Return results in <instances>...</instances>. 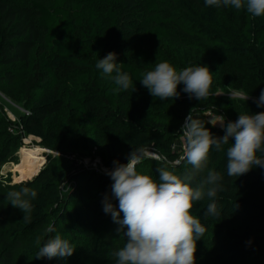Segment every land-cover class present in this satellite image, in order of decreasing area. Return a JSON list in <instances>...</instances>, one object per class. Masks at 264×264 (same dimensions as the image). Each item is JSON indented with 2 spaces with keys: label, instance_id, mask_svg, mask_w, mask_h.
I'll list each match as a JSON object with an SVG mask.
<instances>
[{
  "label": "trees",
  "instance_id": "16d2710c",
  "mask_svg": "<svg viewBox=\"0 0 264 264\" xmlns=\"http://www.w3.org/2000/svg\"><path fill=\"white\" fill-rule=\"evenodd\" d=\"M103 4L107 9L101 18L97 7ZM113 52L132 78L133 87L127 93L114 94L115 85L95 67L100 58ZM170 60L180 69L209 62L224 88L258 98L264 89V18L253 19L244 10L230 7L209 8L205 0H30L28 7L18 6L15 0H0V82L14 81L16 73L10 67L23 64L42 91L17 125L0 118V132L4 128L0 133V264H48L37 259L34 241L53 225L52 220H70L76 236L84 237L82 241L75 238L78 242L95 251L106 250L107 257L101 252L102 262L114 260L109 253L123 246L124 240L102 209L112 184L106 174L89 172L96 198L67 211L61 207L60 186L69 171L43 170L33 180L13 186L12 181H4L1 169L9 162L20 163L17 130L25 137L40 139L48 149L62 146L58 114L66 106L106 140L125 143L131 150L152 142L167 160L178 159L181 153L174 149L178 131L139 123L153 105L139 80L157 61ZM248 109L264 112L253 101H248ZM214 114L222 115L218 109ZM193 117L203 116L199 112ZM207 127L214 135L224 134L219 126L213 128L209 123ZM115 160L127 163L125 157H119L109 166ZM225 162L223 152L213 151L208 165L224 175L220 218L205 219L206 200L193 210L207 227L203 239L197 241L196 264H200L212 233L216 236L213 241L222 244L220 250L227 252L233 263L252 260L264 264V168L228 178ZM159 166L161 162L146 159L137 170L147 174V169ZM175 171L180 173L183 167ZM153 178H158L157 171ZM23 186L38 193L31 224L23 221L21 210L6 201L8 191Z\"/></svg>",
  "mask_w": 264,
  "mask_h": 264
},
{
  "label": "clouds",
  "instance_id": "9594fccd",
  "mask_svg": "<svg viewBox=\"0 0 264 264\" xmlns=\"http://www.w3.org/2000/svg\"><path fill=\"white\" fill-rule=\"evenodd\" d=\"M205 6L230 7L244 10L253 19L264 18V0H205ZM117 61L116 53H108L95 67L115 85L114 94L127 93L133 81L123 71L124 64ZM139 81L150 95L161 101L178 98L181 85L190 99L202 101L210 95L212 72L204 65L178 71L167 61H157ZM227 96L232 101L252 98L242 91H232ZM253 102L257 108H264V89ZM192 111L176 133L183 141L182 155L161 161L156 170L157 179L137 170L138 165L152 156L144 147L132 148L125 157L127 163L115 160L112 168L105 170L112 184L110 193L102 200V209L118 226L116 233L124 240L123 246L109 253L114 264H196L197 241L203 239L207 227L193 210L206 200L205 219L221 216L218 202L224 191V175L208 168L211 153L225 154L228 178H239L253 168H264V112H238L234 121H226L220 115L219 123H206L193 117ZM209 123L213 128L219 126L224 134L214 135L207 127ZM178 166L183 167L180 173L175 171ZM37 196V191L23 186L8 191L6 201L21 210L23 221L31 224ZM54 232L49 227L35 238L38 260L67 259L74 255L76 249L69 240L59 234L51 235Z\"/></svg>",
  "mask_w": 264,
  "mask_h": 264
},
{
  "label": "rangeland",
  "instance_id": "374dc122",
  "mask_svg": "<svg viewBox=\"0 0 264 264\" xmlns=\"http://www.w3.org/2000/svg\"><path fill=\"white\" fill-rule=\"evenodd\" d=\"M15 1L20 7H28L30 0ZM106 9L107 6L105 4L97 7L101 18L105 15ZM167 62L172 64L178 71L181 70L178 68V63L171 60ZM208 63L207 67L210 68L211 63L209 65ZM9 70L14 71L16 75L12 82H0V118L13 125H17L20 117L28 114L31 107L30 104L41 96L42 91L39 88V84L30 76L23 64L11 66ZM210 70L212 72L210 95L202 101L190 99L183 92V85L179 88L180 96L175 100L168 101L154 98L144 88L145 94L149 96V100H151L153 105L146 111L145 117L139 123L147 128H169L179 131L185 117L192 109L193 116L200 112L203 116L201 120L206 122L216 121L217 123H219L220 115L214 114L215 109H218L222 116L230 121L238 117V112L250 113L248 101H254V98L252 97L248 101L245 99L230 100L227 95L235 90L226 89L223 85H220L211 68ZM99 75L102 76V73ZM242 92L245 96H250L246 91ZM58 117V133L62 137V146L55 150L48 149L42 145L40 139L33 136L25 137V135L17 130L15 134H18L21 138V147L17 151L16 156L20 163H7L1 169V176L4 181H12L11 184L15 186L33 180L43 170L69 171L70 176L61 184L60 189L63 197L61 207L65 210L67 209V211H71L74 207L80 205V203L96 198L97 190L92 177L89 175V172L95 171V164L98 163V170L104 169L102 173L105 174L106 169L112 168L108 163L113 159L126 157L131 151V147L125 143L102 138L93 125L81 115L73 113L68 106L58 114ZM0 133H4V128H1ZM1 137L3 136L0 135V139ZM145 149L152 153V156L148 158L152 161L161 162L166 159L163 154L154 149L152 142ZM174 149L182 155L183 141L180 138L177 140ZM23 151L30 152L25 158L28 161V165L26 166L23 165ZM32 167L34 168L32 169ZM147 170V175L154 177L157 169L151 167ZM25 178L27 180L22 181ZM52 223L53 225L47 227V229L49 227L55 229V232L51 235L59 234L69 240L76 251L73 256L67 259H53V263L51 264H114V260L108 262L106 258L102 262L104 257L101 258V252L103 251L105 257L108 255V252L103 250V248L95 251L90 245L78 242L75 238L82 241L84 237L81 235L76 236V233H74V223L70 222V220L63 221L62 223L52 220ZM208 237V246L200 260V264H235L227 252L220 250L222 244L218 243V241L214 242L216 240L213 241V239H216V236L212 233ZM46 260L48 264L51 262L48 259H44V262ZM25 264H32V262H25ZM243 264L253 263L252 260H248Z\"/></svg>",
  "mask_w": 264,
  "mask_h": 264
},
{
  "label": "bare ground",
  "instance_id": "6f19581e",
  "mask_svg": "<svg viewBox=\"0 0 264 264\" xmlns=\"http://www.w3.org/2000/svg\"><path fill=\"white\" fill-rule=\"evenodd\" d=\"M30 152L29 151H23V165L24 166H26V165H28V161H26V157H27V155L29 154Z\"/></svg>",
  "mask_w": 264,
  "mask_h": 264
},
{
  "label": "built area",
  "instance_id": "2783aa9c",
  "mask_svg": "<svg viewBox=\"0 0 264 264\" xmlns=\"http://www.w3.org/2000/svg\"><path fill=\"white\" fill-rule=\"evenodd\" d=\"M95 168H96V169H95V171H99V172H100V171H101V172H103V171H104V169H102V168H101V170H98V168H99V164H98V163H97V164H95Z\"/></svg>",
  "mask_w": 264,
  "mask_h": 264
}]
</instances>
